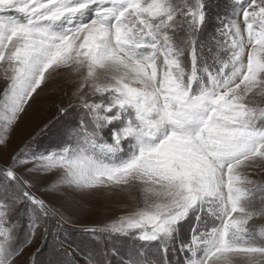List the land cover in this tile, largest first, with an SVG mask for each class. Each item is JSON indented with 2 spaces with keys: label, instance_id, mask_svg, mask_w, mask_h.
<instances>
[{
  "label": "snow or ice",
  "instance_id": "snow-or-ice-1",
  "mask_svg": "<svg viewBox=\"0 0 264 264\" xmlns=\"http://www.w3.org/2000/svg\"><path fill=\"white\" fill-rule=\"evenodd\" d=\"M0 80V264H264V0H0Z\"/></svg>",
  "mask_w": 264,
  "mask_h": 264
},
{
  "label": "rangeland",
  "instance_id": "rangeland-1",
  "mask_svg": "<svg viewBox=\"0 0 264 264\" xmlns=\"http://www.w3.org/2000/svg\"><path fill=\"white\" fill-rule=\"evenodd\" d=\"M2 86L3 81L0 80V88ZM64 87L68 88L69 91L71 90L70 85H64ZM30 103L31 107L27 109L19 125L11 134L10 151L18 149L24 141L35 136L49 121L53 120L57 114L56 105L58 103L66 104L67 98L63 97L60 91L50 88L45 89L34 102ZM120 203L131 204L132 202L123 196L106 197L96 204L97 216L103 215L105 218H114L117 215L123 214L124 210L118 206ZM94 218L85 214L84 222L87 223ZM250 224H254L257 229L264 228V219L257 218L251 221ZM81 264H83V260H81Z\"/></svg>",
  "mask_w": 264,
  "mask_h": 264
}]
</instances>
